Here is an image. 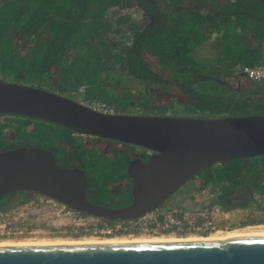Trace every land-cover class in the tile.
Masks as SVG:
<instances>
[{"label":"trees","instance_id":"1","mask_svg":"<svg viewBox=\"0 0 264 264\" xmlns=\"http://www.w3.org/2000/svg\"><path fill=\"white\" fill-rule=\"evenodd\" d=\"M131 1L0 0L1 70L16 78L48 75L53 84H72L75 90L84 91V102H101L119 113L125 112L119 111L115 99L129 105L135 100L136 106L142 107V98L136 99L142 89L132 92L131 87L121 85L129 79L162 92L177 84L192 101L172 104L191 116L264 113V81L240 79L241 94L233 85L240 76L239 67L264 62V6L259 0H194L187 11H172L174 5L182 3L180 0H133L148 19L149 27L144 31L126 11L114 14L116 8ZM212 38L215 53L197 56L196 49ZM160 42L159 54L148 48V43ZM148 53L171 72L170 79L151 69L153 62L146 57ZM154 92H142V97L150 96L143 105L152 115H167L172 108L155 106ZM5 128L15 130L13 143L5 136ZM87 138L92 137L40 118L0 114V151L37 145L52 149L59 165L86 170L91 201L108 207L127 206L132 201L131 190L115 194L114 186L127 177L125 168L131 157L119 148L104 153L85 143ZM194 178L197 190L220 186L243 192L248 187L252 196L242 208H257L264 213V154L214 164ZM28 193L2 196L0 211L29 201ZM21 197L23 200L18 202ZM215 203L222 204L223 200L214 199L212 206ZM101 219L108 224L118 221Z\"/></svg>","mask_w":264,"mask_h":264},{"label":"water","instance_id":"2","mask_svg":"<svg viewBox=\"0 0 264 264\" xmlns=\"http://www.w3.org/2000/svg\"><path fill=\"white\" fill-rule=\"evenodd\" d=\"M264 6V0H259ZM0 114L58 123L78 135L111 139L154 152L134 160L132 202L113 208L88 197V175L58 164L52 149L0 151V199L12 192L46 196L81 214L136 218L163 205L203 169L264 154V114L198 117L106 113L41 87L0 79ZM0 264H264V234L220 239L0 245Z\"/></svg>","mask_w":264,"mask_h":264},{"label":"rangeland","instance_id":"3","mask_svg":"<svg viewBox=\"0 0 264 264\" xmlns=\"http://www.w3.org/2000/svg\"><path fill=\"white\" fill-rule=\"evenodd\" d=\"M190 3V1L188 0ZM164 3V2H163ZM117 12L114 14H120L121 12H127L133 21L139 22V28L141 30L144 29L146 24H148V19L144 17V13L142 12L140 6L136 3H133V0L127 4H123L120 7L116 8ZM111 16V15H110ZM113 16V15H112ZM111 16V17H112ZM133 33L132 31H130ZM20 40V39H19ZM170 41V40H167ZM131 40L127 39V43H130ZM161 44V45H160ZM170 44V43H169ZM148 48L159 54V49L162 48V43L153 45L148 43ZM208 46L206 48H201L196 51V55H212L215 53V45L216 42L213 40L212 42H208ZM20 46H24V44H20ZM170 48V47H169ZM146 57L149 60H152L153 65L151 66L152 70L159 73L166 79L171 78V72L168 69H164L163 64L160 65V61L158 58L151 56V54H146ZM163 59V57H160ZM114 78V76H111ZM57 78L56 76L54 77ZM111 78V80H112ZM0 79H4L10 82H15L19 84H26L35 87H41L46 90L65 95L69 98L75 99L77 101L84 102L85 92L82 90H75L72 84L64 85V84H53L50 80L49 76L45 77H30V78H16L10 76L8 72H3L0 68ZM240 78H235L234 87L238 89V92L241 94L243 91V86L239 82ZM116 81V79H115ZM129 79V83H122V87L129 88L131 87L132 92H136L137 89H142L140 93H138L136 99L142 98V107H138L135 104V100L132 101V105L125 104L124 101L120 99H115L114 103L120 112L125 113H133V114H153L151 111L147 110L146 104L147 101H150V96L144 94L142 97V92H154L153 101L155 106H167L171 107L172 110L167 113V115H190L188 111H181L173 105L175 102L178 105H183L186 101H192L189 97H185V94L181 91L177 84H171L168 91H161L160 88H155L153 85H146L145 82L139 81L135 82ZM119 86V85H118ZM162 86H164L162 84ZM120 87V86H119ZM118 87V88H119ZM117 88V91H119ZM147 104H150L148 102ZM174 108H173V107ZM189 109V108H188ZM187 109V110H188ZM5 136L11 142L15 138V130L10 128H5ZM87 136V135H83ZM95 137L87 138L84 142L89 145H97L96 147L100 150L107 149L106 141H101L99 144L94 143ZM94 140V142H93ZM121 145V144H120ZM122 146V145H121ZM212 189L208 188L201 193L194 194L193 190L187 189L182 190L179 195H176L168 205H182L185 206V216L189 221H195L197 224L207 223L208 229L206 232L199 231H190L186 232H161L159 234H145L143 232H139L136 229H133V226L128 225L125 226L123 230H121L117 235L113 236H105L99 233L100 228L105 225L102 222L101 217L96 216H82L79 212L72 210L61 203L52 200L46 196L39 194L28 193L31 197L29 201L24 203L17 204L7 211H0V224H7L8 227H14V232H20L15 234H10L6 236H0V243L4 242H12V243H46V241H51L57 244V242H77L85 241V240H102V239H110L108 237H117L115 239H124V240H138V239H151L155 238L154 236H159L156 238H166L173 237L179 239H185L190 237H209L213 233L221 232L227 233L233 230L243 231L249 226H257L264 225V220L261 222L248 223L243 224L242 222L248 219H259V217H263L260 211L257 208L251 209H235V210H224L218 208L216 206L210 207V209H205L211 204ZM185 198L183 195H185ZM191 194V195H190ZM192 196L191 199L188 196ZM23 200V198H19L18 202ZM202 213H201V212ZM181 213V212H180ZM176 215H178L176 213ZM207 215V216H206ZM179 216V215H178ZM206 216V217H205ZM200 217H205L203 220H198ZM242 229V230H240ZM196 234V235H193ZM163 235H172V236H163ZM203 238V237H202ZM42 241V242H41ZM44 241V242H43Z\"/></svg>","mask_w":264,"mask_h":264},{"label":"flooded vegetation","instance_id":"4","mask_svg":"<svg viewBox=\"0 0 264 264\" xmlns=\"http://www.w3.org/2000/svg\"><path fill=\"white\" fill-rule=\"evenodd\" d=\"M137 1H140V2H155L156 3V2H159V1H162V0H137ZM167 1L171 2L172 0H167ZM180 1H182V3L174 5L172 7L173 8L172 11H178V10L187 11V9L189 10V8H191L192 4L194 3V0H189L190 3L188 2V0H180ZM162 2H164V1H162ZM165 3H166V1H165ZM146 27H149L148 24H146V26L144 27V29L142 31L146 30ZM238 78H240L243 81H247V78L244 75H240V76H238ZM239 82H240V80H239ZM101 141H106V144L108 146L107 149L101 150L104 153H112L115 148H119V151H122V152L126 151L129 154V156L131 157L129 162H128V164H127V166L129 165L130 162H132L134 160H137V159H141L143 161H147L149 159V157L154 153V152L145 150V149H143L141 147H138V146H134V145H131V144H128V143L119 142V141H115V140H111V139L96 138L95 142L93 140V142L96 143V144H99ZM13 142H14V140L11 141V143H13ZM127 166L125 168V172L127 170ZM194 177L189 183L184 185L176 194H174L170 199H168V201H166L159 208L160 209L174 210L175 213H177L179 216L186 218L185 212H184L185 209H186L185 206H182V205H168V204L171 202V200L176 195H179V193L182 190L187 189V187L189 188V190H191V191L193 190L194 194L201 193L202 191H205L208 188L212 189V191H214V189H215V192L212 193L213 196H212V198L210 200L211 204L207 208H203V210L210 209V207H213V206H216V207L224 209V210H235V209H242L243 210V209H251L252 208V207L251 208H242L243 205L248 203L249 198H251V196H252V194H251V192H250L248 187H244L243 192L236 191V190L231 191V190H228V189H225V188L222 189L220 186H216V187H212V186L209 187L208 186V187H205L204 189L197 190L196 187L198 186V184H197L196 179ZM132 186H133V180H132L131 177H129L127 175L126 178L122 179L120 182H118L114 186V189H115L114 193L115 194H119V193L122 192L123 189H127V190L130 189L131 190ZM29 193H32V192H29ZM32 194H35V193H32ZM186 195L187 194L183 195V197L185 198ZM190 195L188 196V198L190 197V199H191L192 196H190ZM88 197H89V195H88ZM220 198L223 200V203L222 204L221 203H215V205L212 206L214 199L215 200L216 199L220 200ZM113 208H119V207H113ZM260 213H261V215L264 216L263 212L260 211ZM205 217H200L198 220H203L204 221ZM259 218H263V217H259ZM204 224L207 225V223L203 222L202 225H204ZM207 229H208V227L205 230L202 229L201 232H206Z\"/></svg>","mask_w":264,"mask_h":264},{"label":"built area","instance_id":"5","mask_svg":"<svg viewBox=\"0 0 264 264\" xmlns=\"http://www.w3.org/2000/svg\"><path fill=\"white\" fill-rule=\"evenodd\" d=\"M237 73L244 75L247 79L254 82L264 81V62L255 66H242L237 69ZM91 107L106 112L115 113L116 110L101 102L88 103ZM131 225L133 229L145 234H159L161 232H186L199 231L207 227L197 224L195 221H189L185 217L176 215L174 210L170 209H154L144 214L128 220H118L112 224L105 223L99 233L105 236L117 235L125 226ZM20 233L14 232V227H8L7 224H0V236Z\"/></svg>","mask_w":264,"mask_h":264},{"label":"bare ground","instance_id":"6","mask_svg":"<svg viewBox=\"0 0 264 264\" xmlns=\"http://www.w3.org/2000/svg\"><path fill=\"white\" fill-rule=\"evenodd\" d=\"M242 230V229H240ZM252 234H264V225H257V226H249L247 227L245 230L243 231H239V230H233V231H229L227 233H221V232H215L213 234H211L209 237H190V238H185V239H179V238H171V237H162V238H156L159 236H154L155 238H151V239H138V240H124V239H115L121 236H117V237H108L110 239H102V240H85V241H79V243H112V242H145V241H179V240H200V239H220V238H224L227 236H235V235H252ZM196 235V234H193ZM163 236H172V235H163ZM42 242V241H41ZM44 242V241H43ZM54 242L51 241H46V243H12L10 241L8 242H4V243H0V245H37V244H51ZM57 244H77V242H57Z\"/></svg>","mask_w":264,"mask_h":264},{"label":"crops","instance_id":"7","mask_svg":"<svg viewBox=\"0 0 264 264\" xmlns=\"http://www.w3.org/2000/svg\"><path fill=\"white\" fill-rule=\"evenodd\" d=\"M214 39L212 38V39H210V40H208L207 42H204L199 48H197L196 49V51L197 50H199V49H201V48H206L208 45V42H212ZM215 49H216V46H215Z\"/></svg>","mask_w":264,"mask_h":264}]
</instances>
